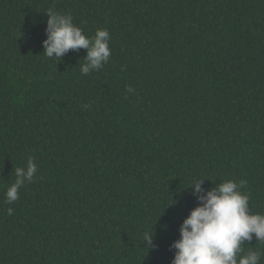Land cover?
Here are the masks:
<instances>
[{
	"label": "trees",
	"instance_id": "obj_1",
	"mask_svg": "<svg viewBox=\"0 0 264 264\" xmlns=\"http://www.w3.org/2000/svg\"><path fill=\"white\" fill-rule=\"evenodd\" d=\"M49 9L109 31L101 69L43 53ZM202 179L264 214V0H0V264H171Z\"/></svg>",
	"mask_w": 264,
	"mask_h": 264
},
{
	"label": "clouds",
	"instance_id": "obj_2",
	"mask_svg": "<svg viewBox=\"0 0 264 264\" xmlns=\"http://www.w3.org/2000/svg\"><path fill=\"white\" fill-rule=\"evenodd\" d=\"M46 39L42 42L43 53L58 60L68 50L85 49L86 55L80 64L82 75L98 71L111 55L110 33L106 28L86 37L73 23L71 14H63L53 9L45 12ZM132 92L133 89H127ZM90 108L91 105H85ZM37 165L32 158L25 167L15 170L16 179L5 191V202L14 203L19 199V189L25 182L31 183L36 176ZM202 180L190 184L191 195L197 205L191 209L179 226V238L170 249L174 250L171 264H259L261 253L242 248L245 241L264 243V214H253L249 208V196L240 189L246 181L225 180L210 189L202 188ZM9 215L13 213L8 208ZM153 233L146 234L142 242L146 248L152 245ZM244 253V254H242Z\"/></svg>",
	"mask_w": 264,
	"mask_h": 264
}]
</instances>
